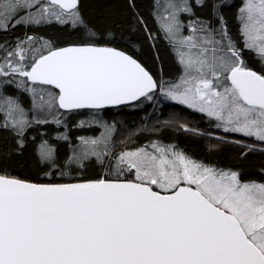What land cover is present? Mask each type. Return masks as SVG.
Masks as SVG:
<instances>
[{
  "label": "snow or ice",
  "instance_id": "6c2138e0",
  "mask_svg": "<svg viewBox=\"0 0 264 264\" xmlns=\"http://www.w3.org/2000/svg\"><path fill=\"white\" fill-rule=\"evenodd\" d=\"M88 8L0 0V264H264V0Z\"/></svg>",
  "mask_w": 264,
  "mask_h": 264
},
{
  "label": "trees",
  "instance_id": "16d2710c",
  "mask_svg": "<svg viewBox=\"0 0 264 264\" xmlns=\"http://www.w3.org/2000/svg\"><path fill=\"white\" fill-rule=\"evenodd\" d=\"M89 8L88 12L89 15L93 20L103 22L104 18L106 16H110L113 11V4L114 0H87ZM143 3L148 4L150 3V0H142ZM53 31H64L62 29H59L57 26H54ZM160 51L161 55L165 61L166 66H168L171 63V56L169 55L167 48L161 44L160 45ZM125 116H128L129 119H136L137 114L133 112L125 113ZM187 117L192 121L193 127H198L201 129H206L208 126L205 123V121L197 114L195 113H187ZM179 140L182 144L186 145L188 148L193 150L194 152L204 155L205 154V148L210 141L206 139H202L199 137H195L191 133H178ZM229 153L219 154V159L224 162L228 163L229 161ZM260 155L257 153L254 156L249 157L247 161H245L246 166H248L250 169L254 166L258 165L260 162Z\"/></svg>",
  "mask_w": 264,
  "mask_h": 264
}]
</instances>
